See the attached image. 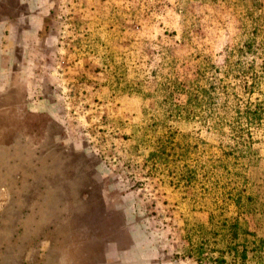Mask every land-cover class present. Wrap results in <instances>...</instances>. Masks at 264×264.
<instances>
[{
  "label": "rangeland",
  "instance_id": "1",
  "mask_svg": "<svg viewBox=\"0 0 264 264\" xmlns=\"http://www.w3.org/2000/svg\"><path fill=\"white\" fill-rule=\"evenodd\" d=\"M1 13L39 14L38 35L5 36L34 44L47 102L29 104L16 52L0 54L13 59L0 62V264H264L248 170L264 164V0H9ZM127 231L134 263L118 260Z\"/></svg>",
  "mask_w": 264,
  "mask_h": 264
},
{
  "label": "flooded vegetation",
  "instance_id": "2",
  "mask_svg": "<svg viewBox=\"0 0 264 264\" xmlns=\"http://www.w3.org/2000/svg\"><path fill=\"white\" fill-rule=\"evenodd\" d=\"M9 0H0V54L1 55H10L12 52H16L14 53V57H17V59H15V63L18 64V66L20 68H22L19 71V75H21L20 77L15 73V75L13 76H9V81H11V77L17 79L16 77L22 78L21 83L24 85V87L27 89L26 92L28 94V98H29V104L32 106L33 103L36 105H40V106H45V102H47V100L42 96L43 94L41 93V90H38L37 87H34L33 83L36 79L34 78V72H33V60L28 59L27 56L29 54L30 51H33L34 49V44L32 43H27L23 42V41H19L13 44L8 42L11 36H5L9 33V30H12L14 28H16V26L21 27V24L23 26H26L27 29L23 30L24 32H27L28 34H34V35H38L40 33V30L36 28L37 24H38V13L36 15L30 14L28 16H24L23 13H20V15L17 18H13V19H8L7 21H4L3 18L6 17V15L2 16L1 14V10L3 8V4L8 3ZM16 4L19 6L25 5L27 6V12L28 10L34 5L37 4V0H15ZM29 8V9H28ZM22 26V28H23ZM7 31V33H6ZM5 36V39H3V37ZM16 37V36H15ZM18 54V56L16 55ZM3 56H0V62L1 61H12L13 59L10 57V61L7 60L4 56V58H2ZM25 60V61H24ZM25 62V63H24ZM1 64V63H0ZM25 68V70H23ZM24 75V76H23ZM23 78H25V83L23 82ZM43 97V99H42ZM42 104V105H41ZM33 115V114H31ZM39 117V116H38ZM41 117H48L45 114H42ZM49 118V117H48ZM47 119V118H46ZM113 212L116 213V211L113 210ZM127 235L130 239V246L127 250L125 251H121L120 256H118V260L119 261H131L132 263H134V261H136V255H135V251L134 249L132 250V248L134 247V244L136 243L135 241V236L134 235H130L129 231H127ZM122 263V262H121Z\"/></svg>",
  "mask_w": 264,
  "mask_h": 264
},
{
  "label": "trees",
  "instance_id": "3",
  "mask_svg": "<svg viewBox=\"0 0 264 264\" xmlns=\"http://www.w3.org/2000/svg\"><path fill=\"white\" fill-rule=\"evenodd\" d=\"M262 108H260L259 104H256V107L254 110L249 111V109L247 110L246 114L248 117L253 116L254 118L256 117H260L263 112H262ZM260 119V120H259ZM258 120L261 121V118H259ZM238 222H234L230 225V235L232 237L233 240L237 239L238 235L235 231V229H237V224ZM253 250V249H252ZM228 251L230 253V255L234 256H238V259L245 262L246 258H247V248L246 246H242V250L240 252H238V246L237 245H233L231 247L228 248ZM220 260H216L217 264H225L226 261L224 260V258H219Z\"/></svg>",
  "mask_w": 264,
  "mask_h": 264
},
{
  "label": "crops",
  "instance_id": "4",
  "mask_svg": "<svg viewBox=\"0 0 264 264\" xmlns=\"http://www.w3.org/2000/svg\"><path fill=\"white\" fill-rule=\"evenodd\" d=\"M248 170H250V174H252V177H253L252 181L255 182L254 187L258 188L260 192L264 194V164L260 165L259 167L255 165L252 168H249ZM249 177L250 176H247L246 181L247 179H249ZM233 206L236 209V211H239L240 204L239 205L234 204Z\"/></svg>",
  "mask_w": 264,
  "mask_h": 264
}]
</instances>
